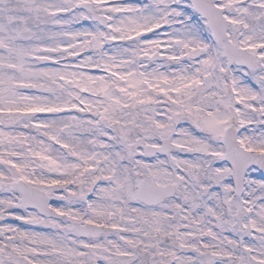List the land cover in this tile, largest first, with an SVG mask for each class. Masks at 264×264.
Here are the masks:
<instances>
[{
  "label": "snow or ice",
  "instance_id": "1",
  "mask_svg": "<svg viewBox=\"0 0 264 264\" xmlns=\"http://www.w3.org/2000/svg\"><path fill=\"white\" fill-rule=\"evenodd\" d=\"M0 264H264V0H0Z\"/></svg>",
  "mask_w": 264,
  "mask_h": 264
}]
</instances>
